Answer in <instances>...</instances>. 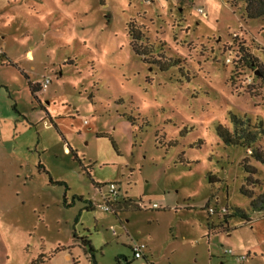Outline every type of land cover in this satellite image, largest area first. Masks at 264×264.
I'll return each mask as SVG.
<instances>
[{
	"label": "rangeland",
	"instance_id": "rangeland-1",
	"mask_svg": "<svg viewBox=\"0 0 264 264\" xmlns=\"http://www.w3.org/2000/svg\"><path fill=\"white\" fill-rule=\"evenodd\" d=\"M242 8L0 0V264H264V211L241 193H264V165L216 133L230 114L264 127V18ZM111 183L147 209H101ZM225 207L228 224L209 213Z\"/></svg>",
	"mask_w": 264,
	"mask_h": 264
},
{
	"label": "trees",
	"instance_id": "trees-1",
	"mask_svg": "<svg viewBox=\"0 0 264 264\" xmlns=\"http://www.w3.org/2000/svg\"><path fill=\"white\" fill-rule=\"evenodd\" d=\"M229 2L230 0H226ZM232 6L238 8L237 4L234 3V1L230 2ZM239 3L243 6L242 10L244 12V17L248 20H256V19H261L264 18V0H239ZM130 26V34L132 35L133 43L132 47L134 52L137 55L140 56H146L147 53L145 50L141 49L140 46H138L139 41L142 40V37L140 36V33L136 32L135 30L132 29L131 24ZM5 54L1 53L0 55V60L5 59ZM178 63V62H175ZM8 65H13L11 62L7 63ZM161 69H165L168 66H164V64H159ZM173 65V64H172ZM259 71V79L262 81L264 84V67L260 68ZM29 88L31 94L34 96L35 99L38 100L37 93L40 92V87L37 84H34L33 82H29ZM230 123L232 125V128H228L224 125H218L216 129L217 136L219 139L224 143L225 146L229 147H242L249 149L250 155L253 159H255L257 162L261 163L264 165V151H261L260 148H257V144L260 142V140L264 137V127L263 123L260 122L259 124L252 125L251 121L249 119H245L244 117H240L236 114H230ZM54 127L56 128L55 124ZM71 154H73L74 158L77 159L76 153L70 149ZM40 169L50 175L41 165ZM245 171L248 173L250 176L248 177L247 181H251V175L257 174V170L255 168H250L245 164ZM50 184H55L53 179L50 176ZM210 181L212 182V177H210ZM258 183V181H256ZM112 184V183H111ZM111 184H108L110 187ZM116 185V184H115ZM118 188V186L116 185ZM68 191V189H67ZM241 193L245 196H247L250 199V207L253 211L255 212H263L264 211V193L259 194L258 196H254V193L247 192L244 190V188H241ZM77 198H73V200H76ZM79 200H83L82 198H78ZM64 204L67 206V193L64 196ZM102 204V205H101ZM99 205L102 209V206L104 204H107L110 207L109 211L106 212H113L115 215H117L119 212L122 211H127V210H145L147 207L142 203V202H134L131 199L128 198H122L120 194L115 199L111 200H105L103 198V201ZM156 205V204H155ZM154 206V205H153ZM152 206V208H154ZM158 206V205H157ZM93 207L90 204L91 208ZM157 209V208H154ZM209 209V213H210ZM213 210V209H212ZM213 213H210L211 215L214 214H219L220 216L223 217V223L228 224V217H229V209L228 208H222L220 211L213 210ZM241 218L247 222L251 221L249 215L245 213L243 210L240 208H235L234 209V214L231 215V218ZM74 238H76V235H74ZM82 245L84 247H90L91 252L93 253V247L91 246L90 240L84 239L82 241ZM134 257V249L131 248ZM135 259H137L135 257ZM122 261H126L127 259L125 257H118L116 259L117 264H122ZM128 264H130L128 262Z\"/></svg>",
	"mask_w": 264,
	"mask_h": 264
},
{
	"label": "built area",
	"instance_id": "built-area-1",
	"mask_svg": "<svg viewBox=\"0 0 264 264\" xmlns=\"http://www.w3.org/2000/svg\"><path fill=\"white\" fill-rule=\"evenodd\" d=\"M199 11H200V13H204L202 9H200ZM50 83H51V81L49 79H46L42 83V87H43V91L44 92H46V90L48 89V86H49ZM110 188L111 189H110L109 195H107V196L104 197L105 200L115 199L118 196V194H119V190H118V188L116 187V185L114 183L110 185ZM153 207L154 208H158L157 205H154ZM102 209L105 210V211H109L110 210V207L107 204H104L102 206ZM213 212L214 211L211 209L210 210V213H213ZM133 249H134L135 257L137 259H140V258H142L144 256L146 247L143 246V245H136L135 247H133ZM226 253L232 254L231 251H228Z\"/></svg>",
	"mask_w": 264,
	"mask_h": 264
},
{
	"label": "crops",
	"instance_id": "crops-1",
	"mask_svg": "<svg viewBox=\"0 0 264 264\" xmlns=\"http://www.w3.org/2000/svg\"><path fill=\"white\" fill-rule=\"evenodd\" d=\"M0 52H1V51H0ZM1 53H2V52H1ZM28 55L30 56V58H32V56H31L30 53H29ZM39 82H40V81H33L34 84H38ZM42 93H43V92H41V91H40L39 93H37V97H38L39 100H42V98H40V95H41Z\"/></svg>",
	"mask_w": 264,
	"mask_h": 264
}]
</instances>
